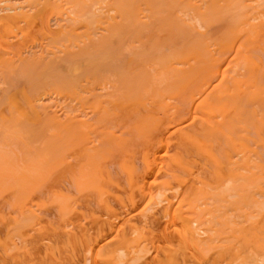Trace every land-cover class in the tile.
Masks as SVG:
<instances>
[{"label": "bare ground", "instance_id": "6f19581e", "mask_svg": "<svg viewBox=\"0 0 264 264\" xmlns=\"http://www.w3.org/2000/svg\"><path fill=\"white\" fill-rule=\"evenodd\" d=\"M0 264H264V0H0Z\"/></svg>", "mask_w": 264, "mask_h": 264}, {"label": "rangeland", "instance_id": "374dc122", "mask_svg": "<svg viewBox=\"0 0 264 264\" xmlns=\"http://www.w3.org/2000/svg\"><path fill=\"white\" fill-rule=\"evenodd\" d=\"M194 1H196V0H194ZM141 7H142V6H141ZM142 8H143V7H142ZM142 8H141V9H142ZM213 8H215V4H214V7H213ZM218 9L220 10V14H222V12L224 11V9H223V11H222V9H220V7H219ZM143 10H144V9H143ZM184 10H185L184 13H187V12H188L190 15H189L188 13L186 14V16L184 15L183 20L185 21L186 18H187L186 21L188 20V18H189V20H193V21H189V20H188L187 22L185 21V22H186L185 24L188 25L190 22H191L192 24H194L193 22H196L197 20H196L195 18L190 19V17H192L191 14H192L193 11L191 12L190 10L188 11L187 9H184ZM209 10H210V9H209ZM209 10H208V11H209ZM198 11H199V13H198ZM198 11H197V13H198V14H201V16L199 15V16L201 17V19H200V17H198V19L203 23V25L205 24V26H207L206 23H207L208 25L210 24L208 27L210 28V26H212V28H211V33H212V30H214V31H213V33H214V32L216 31V28H214L215 26H214V24H213L214 21H210V23H208V21L210 20L209 18L214 19L215 15H211V16H209V14H208L207 11H206L207 13L205 14V10H204V8H203L204 14H203V13H200L202 10H198ZM203 11H202V12H203ZM221 11H222V12H221ZM144 12H145V11H144ZM207 14H208V15H207ZM211 14H212V13H211ZM223 14H224V12H223ZM225 14H227V12H225ZM178 15L181 16V14H178ZM178 15L176 16V18L179 17ZM189 16H190V17H189ZM212 16H213V17H212ZM216 16H218V15H216ZM182 17H183V15H182ZM185 17H186V18H185ZM193 17H194V16H193ZM180 18H181V17H180ZM180 18H179V19H180ZM204 18H206V19H204ZM195 20H196V21H195ZM204 21H205V22H204ZM211 22H212V23H211ZM191 23H190V24H191ZM196 23H197V22H196ZM192 24H191V25H192ZM215 25H216V24H215ZM171 27H172V26H171ZM189 27H192V26H189ZM189 27H188V28H189ZM164 29L166 30V27H165V26H164ZM198 31H201V30H198ZM211 33H210V34H211ZM178 34H179V37H180V38H183V39H181V41H183L185 37H181V36H180V35H182L183 33L180 34V32H179ZM167 36H168V35H167ZM177 36H178V35H177ZM179 37H176V38H178V41H180V38H179ZM168 38H169V41H168ZM170 38H171L172 41L177 42V41H176V38H173L172 36L167 37V41H168V42H170V43L172 42V41L170 40ZM186 38L189 39L188 37H186ZM186 38H185V40H186ZM185 40H184L183 43H182V42H178V44H183V45H185V43H187L188 41H191V40H188V41L186 42ZM176 44H177V43H176ZM178 44H177V47H180ZM181 46H182V45H181ZM144 57L146 58L147 56H144ZM94 66H95V65H94ZM94 66H93L92 69H94ZM101 66H103V68H102ZM104 66L106 67V69H107V68H108V70L110 69L109 72H111L112 74H114L116 71H117V73H118L119 70H121V69H123L124 71H125V69H126V68H125L126 65H124V66L122 65L125 69H124L123 67L120 68L121 65H118V67L116 66V67H117V70L115 69L116 67H115V68L113 67L116 71H114V69L110 67L111 65H100L101 68L99 67V65H96V66H95V69H96V67H97V68L99 67L97 70H100V69L102 70V71L100 70V72H102V73H101L102 76H103V73H105L104 70H103V69H105ZM114 66H115V65H114ZM87 67H89L88 69H90V66H87ZM88 69H87L86 71H84V72L87 73V71H88V72L93 71L92 69H90L91 71L88 70ZM95 69H94V70H95ZM111 70H113V72H112ZM95 71H96V70H95ZM105 71L107 72V70H105ZM98 72H99V71H98ZM120 72L122 73L123 71L121 70ZM120 72H119V73H120ZM85 73H82L81 75H82V76L86 75L88 78H90V76L94 75V73H92V72H91L92 75H90L91 73H90V74H89V73L85 74ZM107 73H108V72H107ZM117 73H116V74H117ZM119 73H118V74H119ZM95 74L98 75L99 73L96 72ZM89 75H90V76H89ZM104 75H106V74H104ZM99 76H100V79H99V80H101L102 78L106 77V76L102 77L100 74H99ZM109 76H110V74H109ZM80 77H81V76H80ZM84 77H85V76H84ZM87 77H86V78H87ZM92 77H95V76H92ZM92 77H91V78H92ZM101 77H102V78H101ZM117 77H118V75H117ZM92 79H93V78H92ZM92 79H90V80H92ZM94 79H95V78H94ZM96 79H97V78H96ZM97 80H98V79H97ZM92 81H93V80H92ZM55 82H56V81H55ZM53 83H54V81L52 82V84H53ZM226 256H229V255L227 254ZM235 256H236V255H234L233 257H230V258H234ZM239 261H240V260H239Z\"/></svg>", "mask_w": 264, "mask_h": 264}]
</instances>
